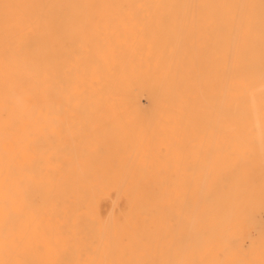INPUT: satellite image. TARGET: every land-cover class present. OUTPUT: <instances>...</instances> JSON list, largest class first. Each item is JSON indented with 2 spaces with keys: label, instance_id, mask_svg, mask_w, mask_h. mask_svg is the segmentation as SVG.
<instances>
[{
  "label": "bare ground",
  "instance_id": "bare-ground-1",
  "mask_svg": "<svg viewBox=\"0 0 264 264\" xmlns=\"http://www.w3.org/2000/svg\"><path fill=\"white\" fill-rule=\"evenodd\" d=\"M262 213L264 0H0V264H264Z\"/></svg>",
  "mask_w": 264,
  "mask_h": 264
},
{
  "label": "rangeland",
  "instance_id": "rangeland-1",
  "mask_svg": "<svg viewBox=\"0 0 264 264\" xmlns=\"http://www.w3.org/2000/svg\"><path fill=\"white\" fill-rule=\"evenodd\" d=\"M142 102L143 104L147 103L146 97L142 98ZM127 206L126 198L123 196L118 197L114 190L109 193L98 194L96 198L97 216L101 221L107 219L110 215L121 216ZM262 220L264 221V213H262ZM44 254L43 250H41L40 256H45Z\"/></svg>",
  "mask_w": 264,
  "mask_h": 264
}]
</instances>
